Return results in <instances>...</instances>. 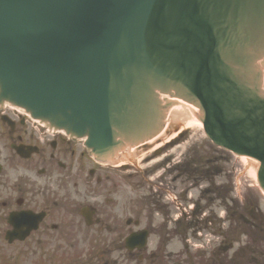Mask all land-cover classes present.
<instances>
[{"label": "water", "instance_id": "water-1", "mask_svg": "<svg viewBox=\"0 0 264 264\" xmlns=\"http://www.w3.org/2000/svg\"><path fill=\"white\" fill-rule=\"evenodd\" d=\"M115 161L188 106L264 192V0H0V105Z\"/></svg>", "mask_w": 264, "mask_h": 264}, {"label": "flooded vegetation", "instance_id": "flooded-vegetation-1", "mask_svg": "<svg viewBox=\"0 0 264 264\" xmlns=\"http://www.w3.org/2000/svg\"><path fill=\"white\" fill-rule=\"evenodd\" d=\"M84 152L0 111V264H182L170 247L198 230L211 240L192 254L185 245L189 264H264V211L224 189H191L189 152L150 168L153 158L109 166ZM159 168V187H146Z\"/></svg>", "mask_w": 264, "mask_h": 264}, {"label": "rangeland", "instance_id": "rangeland-1", "mask_svg": "<svg viewBox=\"0 0 264 264\" xmlns=\"http://www.w3.org/2000/svg\"><path fill=\"white\" fill-rule=\"evenodd\" d=\"M184 130V140L181 142L178 148H173L170 151H168L166 154H164L159 159H156V161L150 163L148 166H152L156 162H160L166 155L172 156L174 158V162L172 164L177 163L178 161L183 158V152L184 149L187 147H192L195 150L194 153V160L196 162L197 170H211L213 167L219 168V172L213 176L211 179H213V183L215 187L219 185L228 186V189H235V185L237 186V192L233 191L231 194H239L242 198L244 197H251L254 204H258L262 211H264V195H261L258 193L259 190L257 189L254 178L251 176L248 168L246 167V163L243 160H238L234 158L233 156H230V154L219 150V148L213 147L209 142L205 140L203 137V133L201 128L198 126H187L183 128ZM152 156V154H150ZM148 155V156H150ZM147 156V157H148ZM141 162H139V166L141 167ZM242 166H245L242 167ZM142 168H145L143 166ZM166 170V169H165ZM156 175H154V178L149 176V179L145 183L146 187H150V185H153L154 189H157L159 187V184L156 181V176H164V173L162 170H156ZM210 173H214L213 171H210ZM182 184H180V189H183ZM201 188H205V185H200ZM189 187V185H188ZM231 190V191H232ZM236 190V189H235ZM197 194V193H195ZM235 196V195H234ZM203 236H205L206 233H202ZM206 240H209V238ZM191 245H201L203 249H206V243H201L200 241H192L190 243ZM181 251L183 254V249L181 245L176 244L175 249ZM191 248V247H190ZM203 249H201L203 251ZM172 250H174V246L172 247ZM181 254V259L183 258V255Z\"/></svg>", "mask_w": 264, "mask_h": 264}, {"label": "bare ground", "instance_id": "bare-ground-1", "mask_svg": "<svg viewBox=\"0 0 264 264\" xmlns=\"http://www.w3.org/2000/svg\"><path fill=\"white\" fill-rule=\"evenodd\" d=\"M193 110L188 107V106H184V105H177L175 107H173L172 109L169 110V113H168V116L169 119H167V127L166 130L169 131V132H174L178 126L182 124L185 125V127L187 126H198L199 128L201 127L200 124L194 119V116H193ZM166 131V132H167ZM165 132V133H166ZM165 133L159 135L158 137L154 138L152 141H150L149 145H156L158 142H161L163 143L164 140H166V136ZM125 155L131 157L133 155L132 152H128V153H125ZM245 163L248 164V167H249V172L251 174V176L253 177L254 174H255V167L252 166L253 164L250 163L249 160H245Z\"/></svg>", "mask_w": 264, "mask_h": 264}]
</instances>
